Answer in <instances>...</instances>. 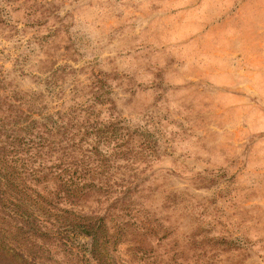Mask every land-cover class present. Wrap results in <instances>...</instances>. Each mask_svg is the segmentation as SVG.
<instances>
[{"label":"rangeland","instance_id":"1","mask_svg":"<svg viewBox=\"0 0 264 264\" xmlns=\"http://www.w3.org/2000/svg\"><path fill=\"white\" fill-rule=\"evenodd\" d=\"M0 81L5 110L151 133L118 148L107 190L127 203L84 209L157 225V264H264V0H0ZM42 230L58 264L92 262Z\"/></svg>","mask_w":264,"mask_h":264},{"label":"trees","instance_id":"2","mask_svg":"<svg viewBox=\"0 0 264 264\" xmlns=\"http://www.w3.org/2000/svg\"><path fill=\"white\" fill-rule=\"evenodd\" d=\"M32 99L12 111L4 109L11 99L0 97V264H58L37 243L45 225L62 238L88 239V264H157V225L137 218L111 224L106 215L84 209L94 197L116 193L115 203H127L131 192L118 191L122 186L107 190L118 148L142 156L140 149L156 145L151 133L127 120L69 129L57 113H33Z\"/></svg>","mask_w":264,"mask_h":264}]
</instances>
